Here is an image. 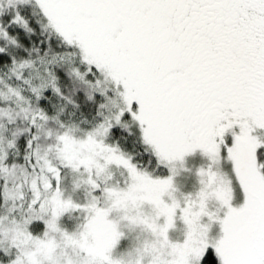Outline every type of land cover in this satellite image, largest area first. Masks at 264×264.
<instances>
[{
  "label": "snow or ice",
  "instance_id": "snow-or-ice-1",
  "mask_svg": "<svg viewBox=\"0 0 264 264\" xmlns=\"http://www.w3.org/2000/svg\"><path fill=\"white\" fill-rule=\"evenodd\" d=\"M0 264H264V0H0Z\"/></svg>",
  "mask_w": 264,
  "mask_h": 264
}]
</instances>
